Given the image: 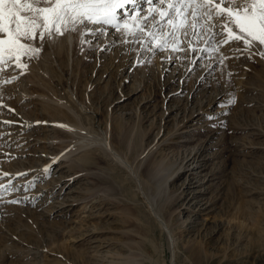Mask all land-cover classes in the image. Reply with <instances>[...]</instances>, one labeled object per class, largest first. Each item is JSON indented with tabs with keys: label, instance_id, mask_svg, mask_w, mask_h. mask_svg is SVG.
<instances>
[{
	"label": "rangeland",
	"instance_id": "obj_1",
	"mask_svg": "<svg viewBox=\"0 0 264 264\" xmlns=\"http://www.w3.org/2000/svg\"><path fill=\"white\" fill-rule=\"evenodd\" d=\"M63 37L2 88L0 171L36 179L0 204V264H264V58L137 67Z\"/></svg>",
	"mask_w": 264,
	"mask_h": 264
},
{
	"label": "snow or ice",
	"instance_id": "obj_2",
	"mask_svg": "<svg viewBox=\"0 0 264 264\" xmlns=\"http://www.w3.org/2000/svg\"><path fill=\"white\" fill-rule=\"evenodd\" d=\"M110 29L113 40L101 45L98 41L106 39ZM69 33L79 37L81 53L85 48L104 51L131 43L139 45L131 49L137 67L151 63L158 53H167L163 59L187 62L192 72L197 66L211 67V63L197 65L198 60L224 65L232 57L221 48L233 43L241 45L231 49L237 59L264 58V0H143V7L141 0H0V112L15 111L4 102L3 86L28 72L46 41L54 43ZM128 52L125 48L123 54ZM10 69L17 75L5 76ZM228 95L229 104L235 105L234 92ZM11 123L0 121V127ZM4 135L10 134L0 132V138ZM51 168L48 165L43 172ZM28 176L27 171L14 176L0 171V181L9 178L0 183V204L27 200V195L9 200L4 196L34 187L36 177L24 185L13 183L16 177Z\"/></svg>",
	"mask_w": 264,
	"mask_h": 264
},
{
	"label": "bare ground",
	"instance_id": "obj_3",
	"mask_svg": "<svg viewBox=\"0 0 264 264\" xmlns=\"http://www.w3.org/2000/svg\"><path fill=\"white\" fill-rule=\"evenodd\" d=\"M64 39H59L58 40V42L57 43H54L52 46H53V52L54 53H58L59 55L60 54H62V51H64V47H65V45H66V40L67 39H65V37H63ZM67 47V46H66ZM65 52H63V54H64ZM58 54H56V55H58ZM55 56V55H54ZM43 80V79H42ZM41 80V81H42ZM44 82V81H43ZM46 82V81H45ZM46 84V83H45ZM60 108V112L61 113H63V114H65V111H64V109L63 108H61V107H59ZM58 110V109H57ZM56 115V114H55ZM66 115V114H65ZM57 122V121H56ZM60 124V123H59ZM67 124L69 125H72V126H78V124L77 123H73L72 121H67L65 124H63L64 125V128L67 126ZM70 125H69V127H68V129L67 130H69V129H72L71 127H70ZM102 143L103 144H105L106 143V138H103V140H102ZM120 156L119 157H117V155H116V158L117 159H119V160H121L122 162H124L125 164L127 163L126 162V160L124 159V161L122 160V155L121 154H119ZM128 164V163H127ZM23 168H26V167H23ZM6 169H8V168H6ZM20 170H22V169H19L18 171L20 172ZM21 173V172H20ZM154 176V175H153ZM152 177V176H151ZM198 258V257H197Z\"/></svg>",
	"mask_w": 264,
	"mask_h": 264
}]
</instances>
